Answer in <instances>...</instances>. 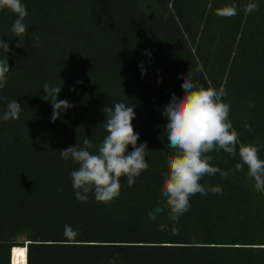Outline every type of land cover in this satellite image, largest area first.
Returning <instances> with one entry per match:
<instances>
[{"label": "trees", "instance_id": "obj_1", "mask_svg": "<svg viewBox=\"0 0 264 264\" xmlns=\"http://www.w3.org/2000/svg\"><path fill=\"white\" fill-rule=\"evenodd\" d=\"M249 2L22 0L28 30L19 47L11 31L16 17L0 11V39L10 44L9 53L0 49L10 65L0 89V264H264V192L254 190L246 167L232 171L239 155L210 153V164L229 175L200 183L222 193L192 196L178 222L167 210L155 220L147 215L163 202L162 172L173 154L163 106L183 94L181 81L225 89L241 143L259 139L264 159V0H252L259 10L247 14ZM233 3L237 15L216 14ZM45 83L62 86L57 99L74 105L54 123L42 99ZM12 100L22 111L4 121ZM119 102L134 106L148 168L131 187L122 178L111 203H97L92 193L81 202L70 178L78 165L60 150L88 138L95 153L106 135L102 109ZM65 226L77 232L73 239Z\"/></svg>", "mask_w": 264, "mask_h": 264}, {"label": "clouds", "instance_id": "obj_2", "mask_svg": "<svg viewBox=\"0 0 264 264\" xmlns=\"http://www.w3.org/2000/svg\"><path fill=\"white\" fill-rule=\"evenodd\" d=\"M5 10L16 17L11 31L12 37L19 38L16 44L19 47L20 39L28 30L25 23L28 15L26 6L22 0H0V11ZM258 10L259 5L252 0L243 7L247 14ZM216 14L224 18L233 17L238 14V6L235 3L225 5L218 9ZM0 49L9 53L10 44L0 39ZM139 68L144 75L146 68L143 62ZM9 72L8 56H5L0 59V89L6 86ZM181 87L183 94H172L170 101L163 106L162 114L167 123L162 128L167 147L173 150V154L167 158V170L162 172L160 193L163 202L158 201L157 206L148 211L150 220L157 219L167 210L168 219L178 222L189 210L192 196L206 195L208 192L222 193L219 186L206 188L200 183L205 176L219 173L226 178L229 175L228 171L210 164L213 159L210 153L214 151H223L232 157L239 155V162L232 171H243L246 167L247 178L254 182V190L264 192V159L259 155L261 142L257 139L255 143H241L240 134L233 128L229 119L230 104L222 99L227 95L225 89L204 88L191 81H181ZM43 90L42 99L52 105L51 122L54 123L62 113L74 107L66 99H57L62 86H49L45 83ZM21 111L22 106L17 100H12L8 103L2 119H18ZM102 111L106 116L103 121L106 135L95 153L90 151L93 144L88 138L83 140V146L76 143L75 146L60 150L63 160L71 159L78 165L77 170L70 173V178L76 199L81 202H86L88 194L92 193L97 203H111L120 194L122 178H126L127 185L131 187L135 178L148 168L147 144H138L140 137L134 129V106L119 102L114 107L105 106ZM244 127L249 132L253 130L247 121ZM159 138L164 141L161 136ZM130 146L131 152L128 150ZM159 227L161 231L169 230L164 224ZM171 232L177 235L179 229L173 226ZM64 235L71 240L77 232L65 226Z\"/></svg>", "mask_w": 264, "mask_h": 264}, {"label": "snow or ice", "instance_id": "obj_3", "mask_svg": "<svg viewBox=\"0 0 264 264\" xmlns=\"http://www.w3.org/2000/svg\"><path fill=\"white\" fill-rule=\"evenodd\" d=\"M16 251H17L18 256H19L21 259H24V258H25L24 250H16Z\"/></svg>", "mask_w": 264, "mask_h": 264}, {"label": "bare ground", "instance_id": "obj_4", "mask_svg": "<svg viewBox=\"0 0 264 264\" xmlns=\"http://www.w3.org/2000/svg\"><path fill=\"white\" fill-rule=\"evenodd\" d=\"M14 249H15V248H14ZM14 249H12V255H13V250H14ZM12 257H13V256H12ZM12 259H13V258H12Z\"/></svg>", "mask_w": 264, "mask_h": 264}, {"label": "rangeland", "instance_id": "obj_5", "mask_svg": "<svg viewBox=\"0 0 264 264\" xmlns=\"http://www.w3.org/2000/svg\"><path fill=\"white\" fill-rule=\"evenodd\" d=\"M20 240H24V238H23V237H21V238H20Z\"/></svg>", "mask_w": 264, "mask_h": 264}]
</instances>
